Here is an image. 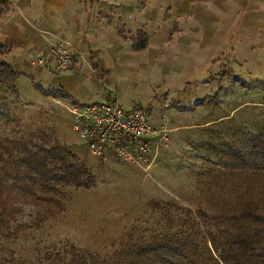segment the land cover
I'll use <instances>...</instances> for the list:
<instances>
[{"label":"rangeland","instance_id":"1","mask_svg":"<svg viewBox=\"0 0 264 264\" xmlns=\"http://www.w3.org/2000/svg\"><path fill=\"white\" fill-rule=\"evenodd\" d=\"M242 81L234 79L226 86L227 99H217L213 121L168 131V143L148 173L120 159L103 163L92 157L72 129L66 106L52 104L47 97H23L16 81H0L3 158L13 141L45 139L71 150L95 177L89 188L62 189L65 210L38 222L37 198L14 185L12 161L0 160L3 185L5 181L0 264L4 258L9 264H58L56 253L64 255L71 244L106 259L123 249L128 264H209L207 234L196 212L235 211L246 204L251 173L231 168L227 150L240 148L249 136L264 130V77L251 75ZM4 202L16 210L10 217L4 216ZM186 240L194 245L187 246ZM153 241L168 245L137 250Z\"/></svg>","mask_w":264,"mask_h":264},{"label":"crops","instance_id":"2","mask_svg":"<svg viewBox=\"0 0 264 264\" xmlns=\"http://www.w3.org/2000/svg\"><path fill=\"white\" fill-rule=\"evenodd\" d=\"M8 2L0 5V59L18 73L23 97L64 106L114 99L176 131L213 121L234 79L264 77V0ZM138 31L148 38L142 49L133 45ZM61 40L75 51L68 68L32 64L38 52L51 61Z\"/></svg>","mask_w":264,"mask_h":264},{"label":"trees","instance_id":"3","mask_svg":"<svg viewBox=\"0 0 264 264\" xmlns=\"http://www.w3.org/2000/svg\"><path fill=\"white\" fill-rule=\"evenodd\" d=\"M8 3V0H0V5ZM147 39L145 32L138 31L134 47L144 48ZM17 75L6 60L0 59V81L15 82ZM44 140L39 143L13 141L12 150L6 158H3L6 152H0L1 162L6 163L10 159L14 164L10 173L14 185L20 190L30 191L37 198L40 205L38 222L53 218L65 210L62 189L89 188L95 180L89 168L71 150L58 142ZM227 154L231 168L246 169L251 173L247 188L249 199L241 209L235 211L209 214L199 209L196 212L207 234L204 242L208 252L206 259L209 264H264V130L249 136L240 148L227 150ZM4 185L0 176V198ZM2 210L7 217L16 211L8 208L5 202ZM187 213H192L191 209H187ZM185 243L187 246L194 245L192 240H186ZM164 245H168V242L153 241L139 246L137 250L145 252ZM122 253L123 249L106 259L71 244L64 255L56 253L55 257L58 264H128L129 258ZM4 264H9L5 258Z\"/></svg>","mask_w":264,"mask_h":264},{"label":"built area","instance_id":"4","mask_svg":"<svg viewBox=\"0 0 264 264\" xmlns=\"http://www.w3.org/2000/svg\"><path fill=\"white\" fill-rule=\"evenodd\" d=\"M51 61L38 52L32 64L58 71L68 68L74 49L67 40L50 46ZM72 129L89 154L103 163L112 158L132 163L148 173L161 147L168 143V129L152 123L148 109L124 107L117 100L92 103L71 102Z\"/></svg>","mask_w":264,"mask_h":264}]
</instances>
